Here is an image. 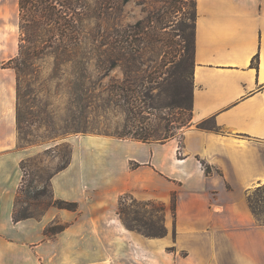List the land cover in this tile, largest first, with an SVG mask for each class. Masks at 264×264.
<instances>
[{
	"label": "crops",
	"instance_id": "1",
	"mask_svg": "<svg viewBox=\"0 0 264 264\" xmlns=\"http://www.w3.org/2000/svg\"><path fill=\"white\" fill-rule=\"evenodd\" d=\"M196 13L190 125L165 142L81 137L70 165L52 178L55 197L78 210L49 209L40 238L29 242L50 253L38 262L58 261L50 248L59 242L45 234L57 214L74 219L61 233L80 237L68 243L75 264L91 257L92 264H264V225L248 201L264 184V0H196ZM17 16L19 29V8ZM17 49L0 58V264H22L21 241L10 232L33 220L13 221L29 156L19 148L17 74L4 65ZM126 194L166 206V236L147 238L121 220Z\"/></svg>",
	"mask_w": 264,
	"mask_h": 264
},
{
	"label": "rangeland",
	"instance_id": "2",
	"mask_svg": "<svg viewBox=\"0 0 264 264\" xmlns=\"http://www.w3.org/2000/svg\"><path fill=\"white\" fill-rule=\"evenodd\" d=\"M94 2L96 14L89 23L96 36L93 43L85 40L77 54L83 63L56 65L54 55L48 54L31 61L30 69L19 74L13 68L16 64L11 67L4 62L17 74V95L20 88L24 96L20 101L19 148L28 151L29 161L24 165L21 205L41 217L10 232L21 241L22 264H52L38 262L36 256L50 253L31 247L29 242L40 238L38 228L49 220V215H42L49 211V201L55 196L51 178L73 155L81 137L121 135L134 139L140 134L148 135L150 142H165L180 139L192 121L196 0H129L116 7L105 0ZM17 13V0H0V58L6 59L19 49ZM140 21H146L144 27L138 26ZM117 34L123 35V43L135 60H121L108 72L109 64L99 63V59L102 56L103 60L105 51L116 50ZM127 92L140 95L144 101L139 118L127 113V102L120 96ZM184 103L187 106L182 108ZM118 214L130 229L147 238H160L169 232L160 202L127 195L119 201ZM70 222L74 219L67 221L56 214L46 228L58 229ZM47 236L59 242L50 248L52 252L57 249L58 261L53 264H75L74 248L68 243L80 239L78 234L70 230ZM67 248L65 254L59 251ZM89 259L92 264V257Z\"/></svg>",
	"mask_w": 264,
	"mask_h": 264
},
{
	"label": "trees",
	"instance_id": "3",
	"mask_svg": "<svg viewBox=\"0 0 264 264\" xmlns=\"http://www.w3.org/2000/svg\"><path fill=\"white\" fill-rule=\"evenodd\" d=\"M129 0H105L106 4L112 7H116L120 3H126ZM94 0H18L19 8V29H20V45L19 54L14 59L8 62V65L13 67L17 73H24L30 69L31 61L35 59L52 54L55 57V64L61 63H73V65H79L85 60H78L77 54L80 53L85 40H92L96 36L95 29L90 26V21L95 17L96 8L94 6ZM146 21H140L139 27H144ZM146 28V27H145ZM122 36L116 35L115 46L116 50L110 53L105 51V56L100 57L99 63H106L109 66V71L114 69L119 61L132 59L135 60V56L128 53L125 47ZM92 51H88L91 54ZM254 64V61H253ZM107 75V74H106ZM18 107H17V122L18 131L20 130V124L22 123V115L20 109V101L24 96L20 93L18 88ZM129 109L127 113L129 116L139 118L142 114V103L144 102L140 95L127 92L123 95L120 94ZM180 106V105H179ZM182 108L187 106L185 103L181 104ZM118 138H125L126 136H117ZM134 139L142 142H150L148 135H134ZM71 157L64 160L62 166L59 168V172L65 170L71 163ZM29 161V160H28ZM25 159L21 162V169L23 171V179L19 188L18 195L15 200V206L13 211V221L15 223L28 220V219H40V215L29 213V208H23L21 205V194L24 191V184L26 181V174L24 173V165L28 163ZM203 165L206 168L208 174L212 173L210 166ZM53 176V177H54ZM52 177V178H53ZM51 178V179H52ZM264 185L258 187L252 195H249L248 201L250 208L256 217L257 221L264 225ZM128 194L124 195L127 196ZM122 196L121 200L124 198ZM55 207L60 210L77 211L78 203L70 202L56 198L54 195L49 201L48 208ZM177 207V198L173 196L171 203V210L175 216ZM163 211L166 214V206L163 205ZM44 213L42 216H44ZM68 225H62L58 229L54 227L46 228V235H55L63 232ZM167 234V232H166ZM166 234L161 237L166 236Z\"/></svg>",
	"mask_w": 264,
	"mask_h": 264
}]
</instances>
